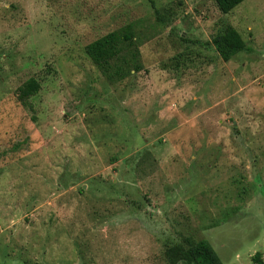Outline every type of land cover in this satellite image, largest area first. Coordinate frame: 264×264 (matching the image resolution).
Instances as JSON below:
<instances>
[{
  "label": "rangeland",
  "instance_id": "rangeland-1",
  "mask_svg": "<svg viewBox=\"0 0 264 264\" xmlns=\"http://www.w3.org/2000/svg\"><path fill=\"white\" fill-rule=\"evenodd\" d=\"M130 23L142 67L111 80L86 46ZM202 238L264 254V0H0V264H187L168 249Z\"/></svg>",
  "mask_w": 264,
  "mask_h": 264
},
{
  "label": "trees",
  "instance_id": "trees-1",
  "mask_svg": "<svg viewBox=\"0 0 264 264\" xmlns=\"http://www.w3.org/2000/svg\"><path fill=\"white\" fill-rule=\"evenodd\" d=\"M243 1L215 0L219 10L224 14L231 12ZM134 37V25L130 23L122 29L111 31L89 43L86 46V52L105 76L111 80H121L133 70L139 71L142 67L139 44ZM213 44L225 61L231 60L242 51L249 50L241 33L231 25L213 38ZM40 88V82L32 77L19 87V98L25 102L30 96L37 94ZM167 252L174 262L224 264L211 242L205 238L190 241L187 248L181 244L175 245ZM263 255L262 252L257 251L252 256V264H264Z\"/></svg>",
  "mask_w": 264,
  "mask_h": 264
}]
</instances>
